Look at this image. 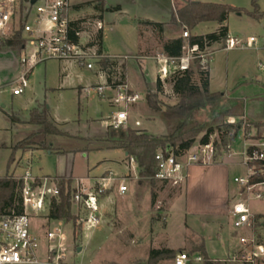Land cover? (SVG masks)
Instances as JSON below:
<instances>
[{"label":"rangeland","instance_id":"374dc122","mask_svg":"<svg viewBox=\"0 0 264 264\" xmlns=\"http://www.w3.org/2000/svg\"><path fill=\"white\" fill-rule=\"evenodd\" d=\"M191 1L196 3H225L242 9V12L229 14L227 25L230 37L240 40L245 47H235L226 51L224 50L226 47L225 41L213 45L211 51L216 52V54L209 69L212 72L211 91L225 93L226 99L234 100L235 105H237L231 109L235 115L228 116L220 122L242 127L241 132L233 143L227 145V147L219 144L220 147H218V154L221 156L229 154L231 151L228 149L229 147L234 152V158H232L231 163L235 162V165H229L227 168L228 171L225 174L226 183L223 190L218 192L219 200H222V196L228 193L229 205L231 206L238 201V192L240 191L234 180L246 177L248 174V168L243 163V155L251 144L248 141H254L255 144L264 140V20L258 21L248 16L247 12L253 11V0ZM258 3L262 8V10L260 8V11L264 12V0H259ZM84 18L87 19L89 16H84ZM88 20L86 21L85 29H91L90 32L96 31L93 26H90L92 23H89L91 21L89 20L88 22ZM215 26L213 23L202 24L193 32L186 29L173 30L170 28L166 31V35L167 37L177 36L181 38L186 31L190 35L204 34L213 32L216 28ZM144 27L141 30L142 40L148 42V44L151 43V49L146 54L136 55L139 51L137 43L140 36L137 26L119 20L116 21V25H105L103 47L106 54L110 57H116L114 59L119 67L125 65V76L127 67L129 87L142 97V100L133 109H130L132 113L130 112V124H128L127 128H135V122L140 121L141 127L137 131H145L143 129H147L150 133L162 136L167 133V129L161 118L149 111L145 97L147 91L155 93L157 85L156 63L147 58H153L161 52L162 40L164 39L161 40L156 32L153 33V38L149 34L145 35L144 31L146 28L144 29ZM150 29L148 28L146 31ZM251 38L256 40L255 44H251ZM89 41V35L82 36V43L88 45ZM30 50L31 47H28L27 53ZM23 55L22 51L21 57ZM144 62L145 65L141 66V63L143 64ZM118 69L111 68L105 72L106 77L109 73L108 76L111 77L112 83L117 81L115 75L120 71ZM100 71L102 70L98 62L94 63L92 70H88L77 62L48 60L37 64L33 68L29 77L30 86L25 94L20 97H13L12 85L22 74V66L19 63L16 64V61L14 62V58L11 56H7L4 59L0 57V178L6 175H13L15 178L22 177L21 175L25 172L23 168L28 163V160H32L33 174L50 175V177H47L51 179L55 176L73 177V179L75 178V186L78 183H82L84 186L93 187L91 185L94 178L100 177L107 172H111L115 178H121V173H125L127 168L130 167L129 162L127 166L119 163L124 160V153L121 150L106 149L109 144L101 141L106 135V133L101 134L103 129L102 120L110 117L107 121L108 125L111 126L112 113L117 109L112 102L108 105L103 99V95L106 97L111 96V99H113L115 97V92L113 93L115 89L107 88L109 84L106 83ZM195 81L199 82L198 75H195ZM99 85L105 87L103 93L97 91L96 88ZM163 86L164 91L160 97L167 103H175L176 96L173 93L170 82H166ZM39 102L47 103L50 115L57 121L72 122L67 125L64 124L61 128L69 135L68 137L49 138L55 148H60L65 153L49 154L47 151L22 153L17 151L13 154V146L22 140L25 135L29 134L33 128L27 124L13 125L8 119V115L18 113L20 117H28ZM224 107H226L225 103L220 105L215 112L205 109L194 113L193 120L205 125V130L198 136L197 142L200 141L205 131L212 126L213 119L218 114V111H222ZM127 128L120 129L126 130ZM211 141L219 143L217 132L211 137ZM81 150L87 151L82 152ZM13 156L15 159L10 166V160ZM126 177L129 179V193L127 195L121 196L117 194V186H114L113 192H116L114 197L109 200V195H107L101 199L102 222L100 228L103 227L105 229L108 226L110 228L102 232L99 231L94 240L85 245L87 238L83 236V226L77 223L81 226L82 231L78 233V239L75 241L73 225L71 223L67 225L64 222L67 234V241L64 246L66 253H71L75 257L78 254V249H81L80 252L84 249V252H90L88 257H86L87 260H95L94 264H144L140 260H133V256L130 254L131 247L134 245L132 240L135 238L134 231L130 227L135 221L134 216H139L140 211L145 209L153 211V225L149 235L151 237L154 236V238L158 236L160 230L153 228L158 224L165 231L168 241L177 243V245L175 244V248H177L176 254L182 252L191 253L192 249L201 245L199 238L193 235L189 228L184 229L182 226L184 219L181 217L179 210L177 211L176 219L172 220L173 222L169 220V216L166 213L168 207L184 193V185L174 186L160 182L151 184L149 179L143 180L139 177V174L134 177L132 175H127ZM153 193L156 197L155 204H153L152 199ZM209 198L208 190L205 187L202 188L200 195L196 193L192 199L198 200L200 204H206L205 206H213L214 201L211 203L207 202ZM249 207L252 214H264V199L252 196ZM130 211H139V213L131 214ZM73 213H76L74 205ZM48 216L49 212L47 211L42 213L38 219L32 220L34 230L42 237L41 251L43 246L46 248L45 232L46 228H48L47 223L51 221V227L56 224L55 221L49 220ZM213 219L208 218L200 221V219L188 217L187 224L192 225V229L205 236L208 253L211 257L226 258L220 261H226L228 264H238L227 259L228 242L226 232L221 235V239L214 238L216 223ZM221 223L225 230L232 228L231 217L221 219ZM261 223H264V219L261 220ZM140 224H142V227L144 226L143 222ZM170 224L171 229L167 231ZM122 228L124 230L120 231L119 229ZM252 233L264 244V226L255 225L252 228ZM42 252L44 253V249ZM195 256L192 255V259ZM202 259L203 261L201 262L192 260L188 264H204V258L202 257ZM257 264H264V260L259 261Z\"/></svg>","mask_w":264,"mask_h":264},{"label":"built area","instance_id":"2783aa9c","mask_svg":"<svg viewBox=\"0 0 264 264\" xmlns=\"http://www.w3.org/2000/svg\"><path fill=\"white\" fill-rule=\"evenodd\" d=\"M30 2L31 0L28 3L22 0H0V44L18 32H22L25 39L24 55L20 56L22 74L12 85L14 96L25 94L30 86L29 77L33 68L42 62L48 60L77 62L86 69L92 70L95 62L109 58L102 56L97 47L73 40L72 21L69 17L70 0H37L34 5ZM98 27L102 29L101 24H98ZM76 35L80 37L79 33ZM189 37L188 31L183 33L185 45L179 57H170L161 53L152 58L157 65V81L165 84L177 73L195 69L197 65L201 67V71H209L216 54L211 51L213 46L206 45L203 49L199 46H191L187 41ZM225 42L226 51L235 47H245L243 42L231 37ZM250 42L255 44L256 40L251 38ZM28 47H31L29 53H27ZM113 89H115L113 103L117 110L112 114L111 126L116 130L127 128L130 122V109L137 105L142 97L132 91L127 84ZM104 90L103 86L97 88L99 93H103ZM136 125L139 126L140 123ZM249 147H254L255 150L252 153L246 151L243 155V163L248 168V174L246 177L234 180L240 189V194L238 201L230 210L233 228L240 234L234 238L228 261L238 264H257L264 260V244L252 233V228L256 224L249 207L252 196L264 199V182L250 183L253 175L261 173L255 167H250V164L264 161V140ZM228 149L231 151L227 156H230L233 154L232 148ZM155 159L157 162L155 180L162 184L182 186L186 183L189 168L213 165L224 158L218 154V147L214 141L207 144H201L199 141L182 156H176L167 150L159 151ZM128 162L134 172L137 166L135 159L131 158ZM17 179L23 184L21 195L24 213L18 216L0 217V264H67L64 249L67 234L64 222L55 221L56 224L52 227L51 221L47 223L44 258L40 254L42 237L32 226V220L38 219L44 212H49L52 201L58 198L56 184L49 178L35 176L31 169L26 170L24 175ZM128 183L127 177L109 176L103 177L95 187H85L80 185L81 183L75 186L77 191L73 200L76 207L74 214L84 230L95 229L101 224V199L105 198L114 186H117L119 195H127ZM190 260L188 254L180 253L175 259V264H188ZM194 260L203 261L200 256L195 257Z\"/></svg>","mask_w":264,"mask_h":264},{"label":"trees","instance_id":"16d2710c","mask_svg":"<svg viewBox=\"0 0 264 264\" xmlns=\"http://www.w3.org/2000/svg\"><path fill=\"white\" fill-rule=\"evenodd\" d=\"M30 0H22L28 3ZM102 2V1H100ZM259 0L252 1V12H247L248 16L255 20H264V13L260 11ZM77 9L94 8L100 11H106L104 3L89 2L76 6ZM119 10V9H116ZM232 12H242V9L232 7L222 3H191L186 2L176 8L171 20L167 23H152L144 22L141 25L149 26L156 32L160 39H163L164 33L172 28L173 30L186 29L193 32L197 27L206 23H213L219 26V29L213 33L206 35H190L187 39L191 46H199L204 48L213 46L229 39V29L227 26L228 16ZM72 38L75 42H79L80 38L76 35L82 32L81 22L71 23ZM163 41V40H162ZM103 35L99 32L94 42L90 45H97L98 52L102 50ZM185 45V40L181 37L162 42L163 53L170 57H179L182 54V49ZM25 46V39L22 32L16 33L12 38L7 39L0 44L2 48H9L15 52L17 56L21 53ZM98 64L104 72L113 68H119L116 73L117 81L112 83V79L107 74L108 86L117 88L119 85L126 84L125 65L119 67L116 61L110 58L101 59ZM118 69V70H119ZM195 75H198L199 82L195 81ZM172 85V90L176 96V101L173 104L165 102L160 96L163 93V83L157 81L156 92L147 91L146 102L150 112L159 116L163 121L167 133L164 136H154L145 131H137L131 128L126 130H114L112 126L107 128L106 135L101 141L108 143L106 149L121 150L127 154V160L133 158L136 161L139 177L143 180L149 179L151 184H155V174L157 170L156 154L159 151L169 150L176 156H182L196 142L199 135L205 130V125L197 123L193 120V115L196 111L209 109L215 112L220 105L226 104V107L213 119V124L209 127L202 138L201 144H207L211 141V137L217 132L219 135V143L215 142L217 147H227L233 143L242 127L232 126L221 123L224 118L235 115L232 113V108L236 107L234 100L226 99V95L221 92H211L209 71H201V67L197 65L195 69L186 72H180L168 81ZM229 100V101H228ZM8 119L13 125L27 124L33 130L25 135L22 140L18 141L12 148L13 154L17 151L29 153L34 151H47L52 154H63L64 150L55 148L49 141L50 137H68L69 135L61 129L50 115V110L46 102H39L38 105L30 112L29 120L25 121L19 114L8 115ZM254 147L248 148V153L254 151ZM85 152L87 150H81ZM14 156L10 160V166L14 161ZM250 167H255L261 173L253 175L250 178V183L264 182V161H256L250 164ZM49 178V177H46ZM51 179V178H49ZM58 188V198L52 201L49 216L50 220L63 221L67 225H73L74 240L77 241L78 233L82 231L78 225V218L73 213V200L77 191L74 185V179L58 178L51 179ZM22 181L15 178L13 175H6L0 178V217L18 216L24 213L22 203ZM153 204L156 202V197L153 193ZM264 217H256L255 224L260 226V220ZM198 253L204 258V264H228L226 261L213 260L206 254L204 244L194 248L191 255ZM176 258V252L170 249H151L149 252V261L147 264H159L164 260H173Z\"/></svg>","mask_w":264,"mask_h":264},{"label":"crops","instance_id":"0c3cea01","mask_svg":"<svg viewBox=\"0 0 264 264\" xmlns=\"http://www.w3.org/2000/svg\"><path fill=\"white\" fill-rule=\"evenodd\" d=\"M97 1L99 3H102L104 1L106 11H100V10H96L94 8L93 9L85 8V9H81V10L76 8V6H78V5L89 3V2H97ZM100 1H102V2H100ZM188 1L191 3H196V2H192L191 0H179L178 1L179 3L177 2V0H85V1H80V0L71 1L70 0L71 8L69 10V17L73 23L78 22V21L81 22L82 32L80 33V37H79L80 41L82 42V36L83 35H89V39H90V41L88 43L89 45L92 42H94V40L96 39L99 32H102L103 39H104L105 25H116L117 20L125 21L127 24L135 25V26H137V28L139 30V34H140L139 39H138V43H137V48L139 51L136 53V55L137 54H146L151 49V43L148 44V42H144L142 40V36H141L142 31L141 30L145 26L144 29L145 28L146 29L144 31V34L145 35L149 34V36L151 38H153L154 31L151 27L146 26V25H141L139 23H144V22H152V23H160V24L167 23L171 20V17L173 15V13L176 11V8L180 5L185 4ZM222 4H225V3H222ZM116 9H119V10H116ZM261 10H262V8H261ZM84 16H89V18H87V19H89L91 22H89V20H88V22L92 23V24H90V26H93L96 31L90 32L91 29H89V28L85 29V26L87 24V22H86L87 19L84 18ZM228 18H229V16H228ZM98 24H101L102 29H99ZM199 27H197L196 29H198ZM215 27L216 28L213 32H215L219 29L218 25H216ZM148 28H151V29L149 31H146ZM228 29H229V27H228ZM213 32H206L204 34H196V35H206V34L213 33ZM178 38H180V37H177V36L176 37H167L166 32L163 35V39H164L163 41L164 42L168 41V40H172V39H178ZM229 38H230V32H229ZM83 44H85V43H83ZM90 46L97 47V50H98L97 45H90ZM161 53H163L162 45H161V52L158 54H161ZM101 54H102V56L109 57L110 59L116 58V57H110L108 54L105 53L104 47H103V42H102ZM130 55H135V54H130ZM5 56L6 57L7 56L13 57L14 62L16 61V64H18V63L20 64V56H17L14 51H12L11 49H9L7 47L2 48L0 50V57L2 59H4V58H6ZM147 59L152 60V58H147ZM147 59H146V61H147ZM112 61H115V60H112ZM142 65H145V62L143 64L141 63V66ZM101 70H102V68H101ZM100 72H101L100 74H102V76L105 78L106 83L108 84V80H107L108 78L106 77L105 72L104 71L103 72L100 71ZM211 75H212V72L210 70L209 71L210 90H211ZM156 83H157V73H156ZM126 84H128L127 86L129 87L128 77H127V67H126ZM10 85H12V84H10ZM100 86H102V85H99V87ZM113 93H114V91H113ZM12 96L13 97H20V96H14L13 94H12ZM111 98H112L111 96L106 97L105 95H103L104 101L106 103H108V105L110 102H112L113 106L115 107V105L113 103L114 98L113 99H111ZM110 99H111V101H110ZM2 107L4 108V106H2ZM133 108H134V106L131 109H133ZM130 112L132 113V110H130ZM130 112H129V116L131 117ZM51 117L57 123V125H59L61 128L64 126V124L67 125L69 123H72V122H59L52 115H51ZM108 118H110V117H108ZM108 118L102 120L103 129L101 130V134H104L107 132V128L109 127L108 121H107ZM23 119L25 121H27V120H29V116L25 117ZM95 120H97V119H95ZM97 121H99V120H97ZM138 122L140 123L139 126L136 125ZM135 126L138 128H136V127L135 128L132 127V128L135 130L139 129L141 127V122L136 121ZM143 130H145V132H147L148 134L157 136L153 133H150L147 129H143ZM162 136H164V135H162ZM158 137H160V136H158ZM248 142H249V144L251 143L250 145L254 144V141H248ZM29 153H34V152H29ZM49 154H52V153L49 152ZM123 156H124V160H121L119 163H122L125 166H127V163H128L127 156L125 153ZM233 156H234V152L230 156L229 155L223 156L224 159L221 162H218L216 164L209 165V166H193L189 170H187V180H186V183L184 184V193L181 194L174 201V203H172L171 206L168 207V209H167L168 211L166 212L169 216V220L171 222H173L176 219V214L178 213L177 211L178 210L180 211V214L182 215L181 217L184 219L182 221V226L184 227V229L189 228V230L193 233V235H195V236H197V238H199L201 244H204L206 254L208 255L209 258H211L213 260H223V259L225 260L226 258L218 259V258H213L209 255L208 249H207V240H206L205 236L199 234L197 231L192 229V227H191L192 225L187 224V218L188 217H194V219H200V221L202 219L214 218L213 221L216 223V229H215L216 231H215L214 238L221 239L222 238L221 235H223V233L226 232L227 242H228L227 252H228V257H229L230 247L234 245V240H235L234 238L240 233L233 228V225H232V228H230L229 230H227V229L225 230L223 224L221 223V219L231 217L230 210L232 208V205L231 206L229 205L230 203L228 200V193L226 195L224 194L225 196H222V198H223L222 200H219V198H218L219 193L218 192L223 190L224 184L226 183L225 182V174H227V171H228L227 168L229 167V165H231V166L235 165V162L231 163L232 158H234ZM27 162L28 163H26V166L23 169L25 171L28 169H31V171H32V166H33L32 160H28ZM138 173H139V170H138L137 166L135 167L134 172L131 170V167H128L127 171L125 173H121L122 174L121 178L126 177L127 175H130V176L132 175L134 177V176H137ZM23 175L24 174H22L21 176H23ZM35 176L40 177V178L47 177V176L50 177V175H45V174L35 175ZM109 176L114 177L111 172H107L100 177L94 178L93 184L91 186L97 185L98 182L101 181V179L103 177L107 178ZM51 177H54V176H51ZM55 177L71 178V177H61V176H55ZM80 185L84 186L82 183ZM85 187H87V186H85ZM205 187L208 190V193L210 196V198H209V200H207V202L211 203L212 201H214L213 206L212 205L205 206L206 204H203V203L200 204V202H198V200L192 199L195 197L196 193L198 195H200L202 193V188H205ZM130 191H131V188H130ZM115 194H116V192H113V190L109 191L107 193V195H109L108 199L110 200L112 197H114ZM238 194H240V191L238 192ZM178 205H179V207H178ZM130 213L131 214L132 213L137 214V213H139V211L138 212L137 211H133V212L130 211ZM253 215L255 217V220H256V217H260V216L264 217V214H254L253 213ZM152 216H153V211L151 209L141 210L139 213V216H134L135 221L131 224L132 227H130L134 231L133 234L135 236V238H133V240H132V243H134V245H133V247H131L130 254H131V256H133V260H140V261L144 262V264L148 263V261H149V252L151 249L159 250V249L165 248V249L173 250L175 252L177 249V248H175L177 243L172 242V241H168V238H167L165 231H163V229L161 227H159L158 224L155 227H153L156 230H160L158 233V236L156 238H154V236L151 237V235H149V231L152 229V225H153L152 224ZM261 220H260V226L263 227L264 223H261ZM141 222H143V224H144L143 227H142V224H140ZM100 225L95 229L83 231V236H85V238H87V242L85 243V245L88 244L89 242H91L92 240H94V238H96V234L99 231L102 232L103 230L110 228L108 226L107 228L103 229V227L100 228ZM170 226H171V224L167 228V231H169V229H171ZM185 227H187V228H185ZM184 229H182V230H184ZM119 230L122 231V230H124V228L119 229ZM214 238H212V239H214ZM43 249H44V253L42 252ZM80 250L78 249V254L75 257L72 256L71 253L70 254L66 253L67 264H94L95 263V260L89 261L86 258V257H88L90 252H88V251L84 252L85 251L84 249L82 252H80ZM42 251H41L42 252L41 255L45 256V252H46L45 246L42 247ZM182 253H185V252H182ZM186 254H188L191 257L190 262L192 260L195 261L194 259H192L191 253H186ZM177 255L178 254H176V257H177ZM194 255H196L195 257L200 256L198 253H196ZM228 257H227V259H228ZM42 258H44V257H42ZM175 259H173L174 261L173 260H164V261H161L159 264H175Z\"/></svg>","mask_w":264,"mask_h":264},{"label":"water","instance_id":"95a60500","mask_svg":"<svg viewBox=\"0 0 264 264\" xmlns=\"http://www.w3.org/2000/svg\"><path fill=\"white\" fill-rule=\"evenodd\" d=\"M37 2V0H31V5H34L35 3ZM126 156H128L127 154H126ZM80 250V249H79Z\"/></svg>","mask_w":264,"mask_h":264}]
</instances>
